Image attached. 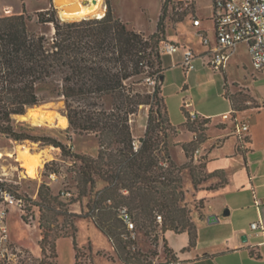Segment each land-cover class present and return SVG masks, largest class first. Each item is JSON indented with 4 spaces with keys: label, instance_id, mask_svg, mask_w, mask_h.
<instances>
[{
    "label": "trees",
    "instance_id": "16d2710c",
    "mask_svg": "<svg viewBox=\"0 0 264 264\" xmlns=\"http://www.w3.org/2000/svg\"><path fill=\"white\" fill-rule=\"evenodd\" d=\"M173 1L162 0L156 32L150 36L130 29L117 18L109 1L101 18L63 20L53 6L37 12L38 23L52 27L49 36L28 29L32 18L25 11L0 16V134L16 142L30 140L53 146L61 150L64 161L70 158L80 163L74 176L76 199L64 202L62 195H55L46 183L38 190V200L23 197L31 208L39 209V246L45 258L58 259L60 238H73L77 252L73 223L77 216L68 206L87 196L90 198L86 211L80 217L90 220L108 238L122 264H152L142 262L140 254L131 250L135 243L129 239L127 226L119 215L124 206L131 210L136 226L145 233L152 231L154 213L160 211L164 214L162 233L186 232L190 247L196 243L197 227L184 204L182 173L189 169L194 187H198L199 177L196 167L179 166L172 150L181 146L189 157L190 151L205 142L209 121L198 118L191 122L189 114L184 112V127L195 139L189 144L175 143L179 129L172 125L162 95L165 68L161 49L167 42L165 21ZM183 13L176 12L175 21L181 22ZM147 77L156 81L151 91L145 87ZM41 87H50L56 97L63 99L69 129L77 135H93L97 139L96 156L73 153L56 138L15 129L14 117L25 115L27 110L41 104L38 94ZM240 95L226 92L234 111L245 107L246 98ZM142 106L149 108L148 120L135 150L131 119ZM54 164L55 161L50 162L46 169ZM199 168L204 169L205 163L201 162ZM99 181L105 186L95 192ZM199 208L203 209V204ZM58 218L72 234L65 228L59 229ZM163 241L166 261L176 262L166 240Z\"/></svg>",
    "mask_w": 264,
    "mask_h": 264
},
{
    "label": "crops",
    "instance_id": "0c3cea01",
    "mask_svg": "<svg viewBox=\"0 0 264 264\" xmlns=\"http://www.w3.org/2000/svg\"><path fill=\"white\" fill-rule=\"evenodd\" d=\"M179 1L186 8L187 18L177 29H173V37H169L167 31L166 41L180 49L173 55H163L165 72L162 95L164 99L171 95L167 93L168 73L181 69L185 76L179 87V92H185L179 103L183 115L184 112L195 113L198 118L209 121L205 131L207 137L199 148L196 160L197 163H205L204 172L208 179L196 189L202 192L198 200L204 203L203 209L194 215L197 227L195 245L190 247V236L186 232H164L162 239L166 240L177 260L165 261L163 264H264V72L253 69L247 45L239 44L227 66L220 72L223 74V83L220 84L214 71L207 67L211 49L218 45L212 0L211 15L207 19L211 26L208 28L203 26V20L197 15L194 0L189 4ZM48 8L50 6L42 5L37 12ZM189 8L193 12H188ZM5 13L2 16L22 14L23 11L7 8ZM197 20L199 24L195 25ZM242 48L248 59L239 62L235 57ZM185 50L194 53L193 67L188 71L183 67ZM234 69L241 79L234 77ZM195 80H200L198 85H195ZM226 92L235 96L243 92L245 107L234 111ZM186 97L189 98L187 102ZM184 104L188 107L184 108ZM139 112H143L146 119L147 110L144 106ZM145 119L142 125L144 132L147 126ZM185 122L184 115L183 123L174 125L179 129L175 141L177 144L194 141L195 136L184 127ZM132 123L133 120L131 129L134 138H141V134L136 136ZM238 123L248 125L247 134L239 136L236 133ZM175 148L183 155L181 146ZM5 155L12 153L7 152ZM59 155L56 153L49 160H59ZM212 215L218 218V222L209 224L207 220ZM255 223H261L262 228L252 229ZM61 239L73 240L70 237L60 238L57 245ZM38 240H41V236H38ZM37 249L35 255L40 257L42 251L39 245ZM159 256L163 257V253ZM74 261L76 264V251Z\"/></svg>",
    "mask_w": 264,
    "mask_h": 264
},
{
    "label": "rangeland",
    "instance_id": "374dc122",
    "mask_svg": "<svg viewBox=\"0 0 264 264\" xmlns=\"http://www.w3.org/2000/svg\"><path fill=\"white\" fill-rule=\"evenodd\" d=\"M107 1L112 5L114 15L122 22L126 23L130 29L141 32L146 36H150L156 32L158 19L161 14L162 0H102L101 9L104 15L107 11ZM194 1L197 15L203 20V26L206 28L210 27L211 24L207 19L211 15V0ZM173 2L174 3L168 7L167 19L165 21L166 35L168 31L169 37L174 36L173 29H177L178 25L186 21L187 18L186 13H183L186 12L183 3L179 0H174ZM42 5L55 7L58 16L62 19L60 16L61 10L54 0H0V16L7 14L5 13V9L7 8L13 9L14 11H25V13L32 18V20L28 22V29L33 33L49 36L52 33V27L50 25H41L37 21V9ZM172 7H174V10ZM187 11L193 12L190 8ZM176 12H179L180 15H182V13L183 15L185 14L181 22L175 21L178 20V16L175 14ZM86 17L96 16L88 15ZM235 59L239 62L248 59V55L244 48L239 51ZM213 73L216 74L220 84L223 83V74L220 72ZM232 73L234 77L241 79L239 73L235 71V69ZM167 77V93H171L170 96H165L167 110L171 123L178 126L183 123L184 119L179 103L181 96H185V92H179V87L182 85L185 76L181 69H175L168 73ZM199 82L200 80H195L194 83L198 85ZM144 83L147 89H153L154 86L145 82V78ZM199 90L201 89H197V91ZM175 93L178 95H175ZM218 93L219 92H217V94ZM38 94L42 100L41 104L32 108L31 111L38 113L42 119L39 116L38 119L24 120L23 116L27 115L29 111L27 110L25 115L14 117L15 129L30 135L56 138L70 147L73 153L96 156L98 152V142L93 135H77L68 128L69 126L63 128L60 124L65 117V103L63 99L56 97V94L52 92L50 87H41L38 90ZM239 94H241L240 97H245L243 92ZM187 101H189V98H187L186 102ZM219 103L222 104L221 101ZM145 108L147 110L146 119L144 118L143 112H138V114L131 119L133 120L132 124L136 136L141 134L143 137L145 134L142 125L144 119L147 125L149 113V108ZM44 117L45 119H43ZM204 135L206 140L207 136L205 132ZM134 139L135 141L140 140L138 136ZM174 140L176 141V139ZM202 144H199L197 149H199ZM7 152L12 153V155H5ZM194 152V150L190 151L189 157H187L185 153L182 155L178 149L174 148L172 150V157L179 166L184 165L192 169L196 167V173L200 181L199 187L207 181L208 176L205 174L204 169L199 168L201 162H196L194 159ZM0 153L2 155L0 158V178L12 186L21 197L26 196L29 199L38 200V190L43 183H46L50 186L55 195L60 193L62 195V200L66 203L77 198L78 190L76 188L74 176L80 163L70 158H65L64 161L60 149L53 146H43L41 143H34L30 140L16 142L8 136L0 134ZM56 153L60 154L58 156L59 160H49ZM52 161H55L56 164L49 165V168L46 169V165ZM51 175H54V178H51ZM104 186L105 184L99 181L95 192L102 189ZM213 186L214 185L211 187ZM182 187L185 191L184 204H186L188 210L191 211L190 216L194 218V215L200 212L199 207L204 202L198 200L202 192L196 190L198 187H194L189 169H185L182 173ZM89 198L90 196H87L83 198L81 202L69 204L68 206V209L77 216L73 220L76 228V264H122L115 254L108 238L99 231L90 220L80 217V214L86 211L85 207ZM25 207L24 213H19L17 211L13 212L14 210H12L7 218V227L11 241L16 247L20 248L22 252L17 264H75L74 244L73 240L70 239H61L59 241L57 245L58 259L45 258L42 253L40 257H36L35 254H37L36 252L38 250L37 246L40 242L38 236H41V231L38 227L40 212L36 207L31 208L28 203H25ZM123 208H126L132 215V220L135 225L134 230L127 231L129 239L135 243L131 250L140 254L142 262L163 264L166 261L163 247L164 241L162 239L163 233L161 231L164 218H162L161 223L157 222L155 218H152L153 220L155 219L152 231L150 233H145V231L140 230L136 226L134 215L131 210L127 206ZM157 215L164 217V214L160 211L154 213V216ZM22 216L26 217V219L23 220ZM57 220L58 223L56 225H58L59 229H64L65 224L63 220L61 218ZM64 230H67L70 234L73 233L68 227ZM132 236H134V238H132ZM51 238L54 239L55 236H51ZM161 252L163 253V257L159 256Z\"/></svg>",
    "mask_w": 264,
    "mask_h": 264
},
{
    "label": "built area",
    "instance_id": "2783aa9c",
    "mask_svg": "<svg viewBox=\"0 0 264 264\" xmlns=\"http://www.w3.org/2000/svg\"><path fill=\"white\" fill-rule=\"evenodd\" d=\"M191 0H183L189 4ZM214 19L216 24V37L218 45L211 49L207 67L214 72H222L227 66L230 58L239 44L248 47L251 65L256 72H264V0H212ZM195 25L199 21L194 22ZM207 43V41H205ZM164 54L173 55L180 49L179 46L165 42L162 47ZM194 53L185 50L183 67L186 71L193 67ZM150 85H155V79L147 77L145 79ZM188 105L184 104V108ZM191 122L198 120L195 113L189 114ZM249 127L245 123H238L236 133L239 136L247 134ZM140 143L134 142L137 150ZM200 149L194 152V159ZM54 178V175H51ZM25 201L17 192H14L7 182L0 178V264H17L21 249L16 247L11 241L7 227V218L12 210L19 213L25 212ZM122 221L127 226L128 231H132L135 225L126 208L119 210ZM157 222H162V216H156ZM252 229L262 228L261 223L252 224ZM134 238V236H132Z\"/></svg>",
    "mask_w": 264,
    "mask_h": 264
},
{
    "label": "bare ground",
    "instance_id": "6f19581e",
    "mask_svg": "<svg viewBox=\"0 0 264 264\" xmlns=\"http://www.w3.org/2000/svg\"><path fill=\"white\" fill-rule=\"evenodd\" d=\"M55 3L60 8V16L63 20H74L86 18V16L95 15L98 18L104 16L103 10L101 9L102 0H55ZM87 3V4H86ZM75 8L72 12H67L63 7ZM29 109L28 114L23 116L24 120L38 119L40 116L38 113L31 111ZM42 119V117L40 116ZM45 119V117L43 118ZM43 121V120H42ZM63 128L69 126L68 119L64 117L63 121L60 123ZM2 157L0 153V158Z\"/></svg>",
    "mask_w": 264,
    "mask_h": 264
},
{
    "label": "water",
    "instance_id": "95a60500",
    "mask_svg": "<svg viewBox=\"0 0 264 264\" xmlns=\"http://www.w3.org/2000/svg\"><path fill=\"white\" fill-rule=\"evenodd\" d=\"M63 9L67 12H72L75 8L65 6ZM207 221L209 224H213L214 222H218V218L215 215H212L209 216Z\"/></svg>",
    "mask_w": 264,
    "mask_h": 264
}]
</instances>
